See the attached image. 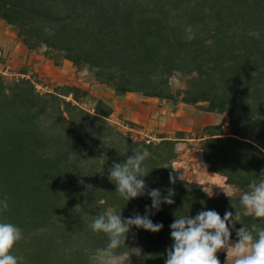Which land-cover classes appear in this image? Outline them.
I'll return each mask as SVG.
<instances>
[{"label": "trees", "instance_id": "1", "mask_svg": "<svg viewBox=\"0 0 264 264\" xmlns=\"http://www.w3.org/2000/svg\"><path fill=\"white\" fill-rule=\"evenodd\" d=\"M153 4L170 7L163 19L136 16L135 0H0V18L18 26L28 49L44 45L54 62L86 65L116 94L139 92L171 104L207 102V111L226 113L231 135L208 132L199 149L207 171L224 176L240 193L231 199L209 196L198 183L182 179L172 164L176 140L160 135L146 142L114 129L108 123L111 107L100 99L90 112L54 92L40 95L28 78L17 79L9 91L0 75V200L7 197L9 204L0 222L22 229L23 239L12 250L23 257L21 264H80L82 249L94 253L108 243L89 227L94 216L109 208L122 218L145 215L146 206L152 222L163 228L153 233L133 227L125 244L146 252L144 264H165L176 217L207 210L222 218L226 211L235 215L242 211L240 195L262 179L264 0ZM185 44L196 77L175 99L169 77L182 68ZM64 88L74 101L75 93L87 94L77 86ZM145 149L151 154L143 177L148 190L159 189L162 197L174 191V204L159 210L151 209L147 194L122 199L109 179L113 163ZM253 223L264 227V220L242 214L241 224L229 226L231 240L237 241L236 229ZM217 256L222 263L224 253Z\"/></svg>", "mask_w": 264, "mask_h": 264}, {"label": "clouds", "instance_id": "2", "mask_svg": "<svg viewBox=\"0 0 264 264\" xmlns=\"http://www.w3.org/2000/svg\"><path fill=\"white\" fill-rule=\"evenodd\" d=\"M150 155L145 149L127 156L126 162L113 163L109 179L116 185V192L122 199L129 201L147 194L152 201L151 209L159 210L161 204H174V191L169 189L162 197L159 189L148 190L143 177L148 175L145 161ZM100 162L103 164V159ZM175 179L170 175V182L174 183ZM203 191L209 195L207 188ZM223 192L231 199L239 189L230 188ZM240 205L242 211H235V215L226 211L223 218L215 210L201 211L194 218L188 215L176 217L170 225L173 244L167 249L165 264H221L217 256L221 250L226 251L225 264H264V227L253 223L250 228L236 229L234 244L229 227L241 224L242 214L264 220V180H253L249 184V190L240 195ZM232 207H235L233 203ZM8 208V198L5 197L0 200V213ZM145 212V215L136 213L122 218L121 212L109 208L92 218L89 224L92 231L108 237L107 245L97 248L92 255L94 264H130L132 256L141 257L140 248H129L125 244L130 230L136 227L157 233L163 228L162 224L153 223L149 218L148 206ZM22 239V229L10 222H0V264H21L23 257L13 255L12 250ZM125 246L126 252L119 251Z\"/></svg>", "mask_w": 264, "mask_h": 264}, {"label": "crops", "instance_id": "3", "mask_svg": "<svg viewBox=\"0 0 264 264\" xmlns=\"http://www.w3.org/2000/svg\"><path fill=\"white\" fill-rule=\"evenodd\" d=\"M0 64H9L13 70L22 72L23 74H34L42 81L50 84H69L80 87L88 92L94 98L100 99L111 107L110 117L119 119L126 123L127 128L129 124L145 125L146 132H154L155 138L165 135L168 138L176 140L177 151L181 149L184 151L188 146V142L195 141L196 138L189 136V132L196 127H203L209 122V116L215 118V114L200 115L202 112H196L186 103L171 104L165 99L157 97L145 96L139 92H126L124 94H116L113 89L103 87L89 82H84L79 78L77 68L67 59H60L54 62L45 52V47H38L35 49H28L17 35L15 26L8 24L5 20L0 18ZM87 70V69H86ZM55 86V85H54ZM211 113V112H210ZM205 120V121H204ZM217 124V123H216ZM127 125V126H126ZM128 130V128H127ZM130 131V130H129ZM135 131L136 130H131ZM201 139V136L198 140ZM187 141V142H182ZM189 147V146H188ZM200 156L202 158L201 150ZM186 156L185 150L181 156ZM187 157V156H186ZM188 158H185L187 160ZM205 171L207 178H213L207 171ZM184 163V162H183ZM182 164V163H181ZM191 165V164H190ZM180 174H183L179 168ZM216 174V173H214ZM191 176V175H190ZM187 180H195L192 177ZM197 182H202L196 180ZM231 240L232 243L236 241ZM224 253V251L221 250ZM221 264H225L226 255Z\"/></svg>", "mask_w": 264, "mask_h": 264}, {"label": "rangeland", "instance_id": "4", "mask_svg": "<svg viewBox=\"0 0 264 264\" xmlns=\"http://www.w3.org/2000/svg\"><path fill=\"white\" fill-rule=\"evenodd\" d=\"M149 1L150 0H135V4H136V7H135L136 14L135 15L155 17V19L157 17H160L163 19V17H165L166 12L169 11L170 7L165 6L164 8H159L155 6L154 4L153 6H151L149 5ZM173 14L171 16L174 17L176 15V11L173 12ZM15 28L17 29V35H18V26H15ZM19 38L21 39V37ZM41 47H45V46L41 45ZM49 51L51 55H55L56 53L55 50H49ZM181 53L183 54V57H184L183 62H182V68L179 71L172 72L171 76L169 77V86H170L171 91L174 93L175 99H179L180 97V95H178L177 92L181 89H185L192 82V80L196 77V72H194L191 69L193 56H192L191 48L188 47V44H185V47H183V51ZM75 67L79 71L78 72V76H80L79 78L83 79L84 82H89L90 84H94L95 86L99 84L100 86L113 89L110 84L105 83L104 81L102 82V79L96 75L95 70H91V71L86 70L87 69L86 65H80V66H75ZM0 70L4 71V73H0V75H1L2 82L8 88L7 90L9 91L11 90V87L14 84V82H17L16 81L17 79L23 78L20 75H18L19 73H22V72H17L16 70H13L11 68V65L9 64H0ZM27 76H25L24 78H28L33 85H34V82L48 85L50 91L37 89L34 85L35 92L39 93L40 95H47L49 93L54 92L56 94H59L62 99L77 102L83 108L89 110L90 112H93V108L95 107V104H96V99L94 98V96L89 95L87 91H86L87 94H84L82 92L75 93L77 101H74L72 98V95L69 92L70 90L67 88H64L65 85H69V84H65V83H61L57 85L54 83L50 84L49 82H45L46 79L42 81L40 78H38L36 75L32 73L28 74ZM70 86H74V85H70ZM186 104L189 105L188 106L189 109L192 108V110L194 109L196 112L201 111L202 112L200 114L201 116L206 115V113L209 115H213L212 113H214L215 118L214 117L212 118V116H209L210 119L206 121V122H209V124L203 126L202 128L196 127V129H192V131L189 132V136L196 138V140L192 142H188L189 147L184 146L185 150L187 151V155H186L187 157L186 156L184 157L183 155L181 156V154L185 150L184 151L182 150L181 152V149H179L177 151V146L174 145L175 146V150H174L175 156L172 159V164L178 171H179V168L182 170L183 174H180V171H179V176L182 179L189 181V182L191 181V182L198 183L201 186L202 190L203 188H207L209 191V195L212 194L211 196L227 197L226 194L223 192V190L227 192L230 188L238 189V187L233 184L226 183L225 177L220 175L219 173L214 174L208 171V173L213 175L212 176L213 178L206 177L207 172L205 171V165L202 162L200 151H198V149L201 146L202 140H198V138L200 136H205V135L207 136L208 132H223L224 136L231 135V130L228 126V123H229L228 115L226 113H220L217 111H212L210 113V111L206 110L207 105H208L207 102H199L196 104L186 103ZM109 120L110 122H108ZM109 120L107 122L113 125L112 127L114 129H120L127 136L138 137V139L134 138L136 140L140 139L141 133L137 131L135 132V131L127 130V128L125 127L126 123L120 121L119 119L113 118V117H110ZM214 125H218V126L216 127ZM136 127L143 128V130L146 131L144 128L145 125L143 124H139V126H136ZM146 134H147L146 137L148 138H155L154 136H156L154 135L153 131L148 132V133L146 132ZM155 140H158V139H155ZM182 142H187V141H182ZM185 158H188V159L185 160ZM189 176L190 177L193 176V179L195 180H187ZM196 180H200L202 182H197ZM261 180H264V175L262 176ZM239 193H240V190L234 196L238 195ZM81 244L83 243L80 242V244H74L75 245L74 247H76L77 245H81ZM82 250L83 251L79 250L81 251L80 258L78 259L80 260V264H94V261H92L91 257L95 252L94 253L90 252L87 248H84ZM141 251H142L141 257L132 256L130 258V264H144L145 259H146L145 257L147 256V254L142 249ZM224 253L226 255V251H224ZM223 260L225 259L223 258Z\"/></svg>", "mask_w": 264, "mask_h": 264}, {"label": "built area", "instance_id": "5", "mask_svg": "<svg viewBox=\"0 0 264 264\" xmlns=\"http://www.w3.org/2000/svg\"><path fill=\"white\" fill-rule=\"evenodd\" d=\"M0 73H4V71L0 70ZM18 75H20L21 77H25V76H27L26 74H22V73H19ZM27 77H28V76H27ZM34 85H35V87H36L37 89H42V90H45V91H50L48 85H46V84L35 83V82H34ZM117 123H118V122H117ZM136 126H138V125H133V126H130V125H129L127 128H128V130H130V131L134 129V130H136L137 132L141 133V137H140L139 140H145L146 142H149L150 140H155V139H157V138H148V137H146V136H147L146 131H144L143 128H137ZM130 137H132V136H130ZM132 138H137V139H138V137H132Z\"/></svg>", "mask_w": 264, "mask_h": 264}]
</instances>
